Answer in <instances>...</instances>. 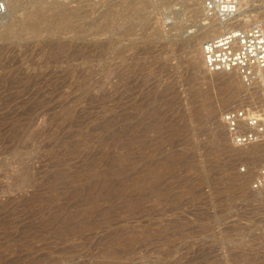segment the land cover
<instances>
[{"label": "rangeland", "instance_id": "374dc122", "mask_svg": "<svg viewBox=\"0 0 264 264\" xmlns=\"http://www.w3.org/2000/svg\"><path fill=\"white\" fill-rule=\"evenodd\" d=\"M200 1L0 0V264H264V142L220 124L251 95L198 66Z\"/></svg>", "mask_w": 264, "mask_h": 264}, {"label": "built area", "instance_id": "2783aa9c", "mask_svg": "<svg viewBox=\"0 0 264 264\" xmlns=\"http://www.w3.org/2000/svg\"><path fill=\"white\" fill-rule=\"evenodd\" d=\"M243 0H202L204 19L229 23L235 20ZM1 7V6H0ZM4 10L1 7L0 13ZM203 65L209 73L234 74L249 94L243 106L231 107L220 122L236 148L264 140V21H257L205 40ZM253 94V96H252ZM243 171V170H242ZM250 190L264 195V164L250 182Z\"/></svg>", "mask_w": 264, "mask_h": 264}, {"label": "bare ground", "instance_id": "6f19581e", "mask_svg": "<svg viewBox=\"0 0 264 264\" xmlns=\"http://www.w3.org/2000/svg\"><path fill=\"white\" fill-rule=\"evenodd\" d=\"M260 1L261 0H243L241 3H240V6H239V12H238V14H237V16H236V18H235V20H232L231 22H229V23H219V22H217V21H213V23H206V26H205V29H203L201 32H199V33H197L198 34V36L197 37H195V39L193 40V42H192V45H190V47L192 48V51H197V53L198 54H200V56H201V45H202V43L206 40V39H210V38H213V37H216V36H218V35H220V34H222L224 31H226V30H234V29H236V28H240V27H244V26H247V25H250V24H254L255 22H257V21H264V13H263V17H262V19L261 20H254V21H252V22H250V20L252 19V17L253 16H255V15H251V14H249L248 13V11L249 10H251V9H254L255 7H262V6H264V5H262L261 3H260ZM199 3V9H200V12L202 13L203 11H202V8H201V4H202V0L200 1V2H198ZM197 3V4H198ZM0 6L3 8V10L5 11V9H6V3H0ZM0 7V8H1ZM200 13V14H201ZM260 16V15H259ZM261 17V16H260ZM260 17H259V19H260ZM34 18V19H33ZM32 19H31V21L29 22V25L31 26V27H34V26H37V20H38V16H34ZM14 24V23H13ZM208 24V25H207ZM9 26V25H8ZM26 26V25H25ZM11 28V26L8 28V29H10ZM198 39H200L199 40V42L198 43H196V41L198 40ZM197 46V47H196ZM189 49V48H188ZM198 66L200 67H202V70L203 71H206V69H205V67H204V65H203V61H202V56H201V65H200V62L198 63ZM197 67V66H196ZM131 68V67H130ZM207 72V71H206ZM221 74H226V73H221ZM229 75H233V76H235L234 74H229ZM236 77V79H238V77L237 76H235ZM228 89H229V86L227 87ZM233 88L234 87H232L230 90V93L229 94H234V92H235V90H233ZM227 89V90H228ZM231 95H230V97H228V99L229 98H231ZM226 102V101H225ZM221 124V123H220ZM263 142H264V140L262 141V142H260V143H257V144H253V145H250V146H246L247 148H252V147H254V146H257V145H259V146H257V148H260V145L262 146L263 145ZM264 146V145H263ZM264 148V147H263ZM262 148V149H263ZM252 151H257V149L256 150H252ZM257 161H255V163H253V165H255V164H257L256 163ZM256 166V165H255ZM249 172H252V171H249ZM263 263V262H262ZM259 264V263H258Z\"/></svg>", "mask_w": 264, "mask_h": 264}]
</instances>
